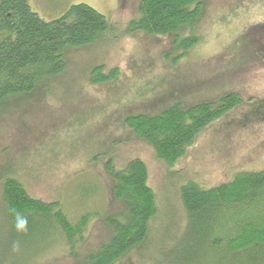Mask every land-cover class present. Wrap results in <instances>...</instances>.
<instances>
[{
  "label": "rangeland",
  "instance_id": "rangeland-1",
  "mask_svg": "<svg viewBox=\"0 0 264 264\" xmlns=\"http://www.w3.org/2000/svg\"><path fill=\"white\" fill-rule=\"evenodd\" d=\"M28 3L46 21L85 3L107 15L111 28L92 44L68 49L63 73L0 110V185L16 178L32 196L60 201L73 221L92 213L85 253L107 238L104 219L120 209L107 162L122 168L142 159L157 213L147 242L116 264H154L151 254L165 253L183 230L182 186L194 181L211 188L241 172L264 170V0H206L195 31L185 33L201 37L189 51L174 44L173 35L131 29L140 0ZM97 66L118 74L95 83ZM228 93L242 103L201 130L172 166L126 123L178 105L218 104ZM3 216L0 209V264H75L63 244H54V234L41 227L15 234Z\"/></svg>",
  "mask_w": 264,
  "mask_h": 264
},
{
  "label": "trees",
  "instance_id": "trees-1",
  "mask_svg": "<svg viewBox=\"0 0 264 264\" xmlns=\"http://www.w3.org/2000/svg\"><path fill=\"white\" fill-rule=\"evenodd\" d=\"M205 1L140 0L139 16L130 27L150 35H173L174 44L189 51L201 37L185 33L195 31ZM110 28V18L85 3L73 4L60 17L46 21L32 11L28 0H0V110L7 101L38 92L65 71L68 49L92 44ZM117 74L116 68L106 72L104 66L91 71L95 83ZM241 103L237 93H228L218 104L178 105L158 115L130 116L126 123L172 166L201 130ZM105 167L120 209L104 219L109 235L95 248L84 253L92 213L73 221L60 201L32 196L13 177L0 185L5 223L19 234L14 225L20 213L27 217L28 231L41 227L43 233L54 234V244H63L75 264H116L147 242L157 196L142 159L133 158L122 168L108 161ZM181 202L186 220L178 242L167 245L165 253L151 254L154 264H264V170L241 172L231 182L211 188L190 181L182 186Z\"/></svg>",
  "mask_w": 264,
  "mask_h": 264
},
{
  "label": "clouds",
  "instance_id": "clouds-1",
  "mask_svg": "<svg viewBox=\"0 0 264 264\" xmlns=\"http://www.w3.org/2000/svg\"><path fill=\"white\" fill-rule=\"evenodd\" d=\"M15 228L18 233L27 234L28 231V220L26 216H23L20 213L15 214ZM19 242H15L13 244V250H18Z\"/></svg>",
  "mask_w": 264,
  "mask_h": 264
}]
</instances>
